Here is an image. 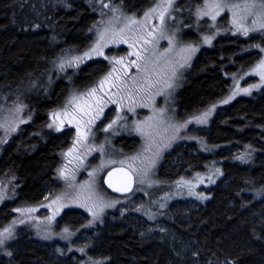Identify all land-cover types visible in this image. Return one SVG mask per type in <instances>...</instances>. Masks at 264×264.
Wrapping results in <instances>:
<instances>
[{
	"label": "rangeland",
	"instance_id": "rangeland-1",
	"mask_svg": "<svg viewBox=\"0 0 264 264\" xmlns=\"http://www.w3.org/2000/svg\"><path fill=\"white\" fill-rule=\"evenodd\" d=\"M60 1L63 4L68 2ZM168 2L169 0H149L138 11L128 12L112 0H96L94 5L97 18L89 32V43L83 49H64L48 63V69L24 81L17 90L0 95L1 158L11 139L21 132L23 122H30L31 125L34 121L36 113L30 112V95L31 100L48 99L56 83L60 80L66 82V93L53 108L44 113L39 126L41 129L37 131L41 136L62 133L66 137L57 153L52 180L44 189L40 200L30 205L14 203L17 189L21 185L17 183L16 177L0 169V196L4 197L0 201V208L6 206L8 210L6 217L0 215V231L11 226L14 236L0 248V258L9 256L7 253H11L10 248L25 237L35 246L46 250L49 256L51 254L56 257V260L69 256L74 264H102L103 260L89 256L92 244L88 239L97 228L102 227L105 220L126 217L127 221L135 223L146 221L152 230L161 232L163 226L160 222L169 218L173 205L182 204L195 208L196 205H205L211 199L210 189L222 179V164L225 159L216 157L221 145L210 143L204 132H208L213 118L222 113L225 107L239 98L251 99L264 89V82L253 72L260 61L264 60V51H261L264 48V30L249 32L247 36L237 32L232 23V12L227 9L215 21L210 16H200L199 11L206 10V0H172V7L165 13L163 22L159 12L145 16L157 4L166 6ZM236 2L237 0H227L229 5ZM105 4L108 7H104ZM129 18L137 23H130ZM252 20L253 17H249L243 21V25L252 26ZM120 29L124 31L121 32ZM105 30L106 36L101 41L103 55L93 53L91 58H84L82 62L74 61L75 57H83L85 52H89L97 43L100 33ZM149 32H152L151 37L148 36ZM206 36L212 37L211 43L204 42ZM121 37L124 42H121ZM141 37L150 39L152 43L145 45ZM227 37L252 39L246 49L254 56L252 63L246 69L240 68L227 76L231 84L230 91L224 98L207 105L198 113L182 116L178 111L177 98L190 66L200 52L212 47L215 40ZM130 44L134 46L129 47ZM189 46L195 51L185 63V57L189 53L182 50ZM132 52H139L146 59L137 60V56L129 55ZM121 58H124L123 64H115ZM131 61H137L140 67L132 66ZM92 62H103L96 78L82 87L75 86L79 70ZM113 69L118 71L114 73L112 81L119 83L120 87L105 85V92L116 103H112L109 95H104V92H97V98H102L106 104L103 113L90 125V132L84 127L89 116L77 113V119L82 124L81 131L87 132V138L76 147L74 155L79 156V160L71 156L65 157L64 153L73 147L77 137L76 126L65 120L63 128L56 131L55 126L48 127L52 123L51 114L63 110L73 96L79 97L97 87ZM173 69L176 70L175 76L172 74ZM168 84L172 87H167ZM253 85L259 87L254 88ZM244 88L250 89V92L245 94L240 91ZM229 96L233 98L228 103H223ZM80 103L91 104V115H95L94 99L85 96ZM68 108L71 110L72 105H68ZM206 112H209L206 122H197L196 118L202 117ZM113 121L116 123L113 124ZM106 128L108 131H105ZM261 131L264 134V127ZM127 137L134 139L130 148L122 147L119 142ZM224 148L223 154L230 157L233 163L254 165L256 154L252 146ZM174 150L178 151L173 153ZM183 150H186L187 155L198 152L208 159L195 164L201 167L200 170L191 171L186 168V172L174 180L160 178V167L175 165ZM168 155L167 165L165 159ZM240 156L244 159L237 158ZM132 157L139 159L133 162ZM122 161L125 163L122 164ZM129 164L146 172V175L139 177L143 182H135L134 190L128 196L109 194L102 185L104 173L114 166L128 169ZM62 167L69 170L70 178L67 180L59 176V169ZM134 180L137 177L134 176ZM251 195L253 201L259 200L264 195V188L251 192ZM89 196L90 200L87 199ZM57 197H61L59 203H52ZM61 204L65 206L60 207ZM26 208H33L35 211L23 216L14 211ZM57 208L59 212L49 222L48 217H52ZM68 211L78 214L79 223L76 226L60 223L63 214ZM14 220L17 221L16 224L12 223ZM20 220L25 223H19ZM65 228L68 233L64 232Z\"/></svg>",
	"mask_w": 264,
	"mask_h": 264
},
{
	"label": "trees",
	"instance_id": "trees-1",
	"mask_svg": "<svg viewBox=\"0 0 264 264\" xmlns=\"http://www.w3.org/2000/svg\"><path fill=\"white\" fill-rule=\"evenodd\" d=\"M67 1L0 0L1 96L48 69L57 53L68 48L81 50L89 43V32L97 18L96 0ZM112 1L124 11L134 12L149 0ZM251 40L219 38L211 48L198 54L178 93L177 107L182 116L198 113L229 93L231 83L227 76L246 69L253 61V54L246 50ZM102 64L83 66L75 86L92 82ZM65 85L61 80L56 83L48 99L31 100L30 95V112L36 113L34 121L31 125L23 122L21 132L11 139L0 158V169L16 177L21 185L16 204H36L52 180L56 151L66 137H45L37 131L44 113L66 93ZM263 127L264 89L251 99L239 98L225 107L204 132L210 143L221 145L216 157L225 159L223 177L210 189L211 199L195 208L173 205L169 218L160 222L161 232L152 230L146 221L135 223L126 217L105 220L89 236V256L103 260L102 264H264V195L257 201L251 195L264 188ZM133 141L128 137L119 140L124 148H130ZM245 145L252 146L256 154L253 166L233 163L223 154L226 146ZM179 155L175 165L160 167V178L174 180L186 168L200 170L195 164L208 159L198 152L187 155L186 150ZM7 211L6 206L1 207L0 215L6 217ZM60 223L76 226L79 216L68 211ZM10 249L11 255L0 258V264H74L69 256L56 260L25 237Z\"/></svg>",
	"mask_w": 264,
	"mask_h": 264
},
{
	"label": "snow or ice",
	"instance_id": "snow-or-ice-1",
	"mask_svg": "<svg viewBox=\"0 0 264 264\" xmlns=\"http://www.w3.org/2000/svg\"><path fill=\"white\" fill-rule=\"evenodd\" d=\"M104 7H108L107 4L104 5ZM172 7V0H169V2L167 3L166 6H163L161 4H157L156 7L152 8L149 10V12L145 13L146 17H149L151 13L154 12H159V17L161 19V21L163 22L164 20V16L165 13L168 12V10ZM161 8H163V10H161ZM205 9L206 10H200L199 11V15L200 16H210L211 19L213 21L216 20L217 16H219L221 14L222 11H224L225 9L229 10L232 12V23L234 25V27H236V31L240 32L241 34L247 36L249 34V32L252 31H261L264 30V0H237L236 3H232V4H228L227 0H206L205 3ZM113 11H115V9H113ZM249 17H253L252 20V26L247 27L243 25V21L247 20ZM130 23H137V21L132 20L131 18H129ZM258 25V27H256ZM121 32L124 31V29H120ZM106 32L102 31L100 33L99 39L97 41V43L91 48V50L89 52H85L83 57L77 56L74 58V61L76 62H82L84 58H91V55L93 53H95L96 55H103L102 52V43L101 41L104 40L105 36H106ZM235 34V33H234ZM148 36L151 37L152 36V32L148 33ZM141 39L143 40V43L145 45H149L152 43V41L148 38H144L141 37ZM211 39L212 37L210 36H206L204 37V42L205 43H211ZM121 42H124V38L121 37ZM134 45L130 44L129 47H133ZM257 47H259V45H257ZM146 51V49H144ZM182 51L189 53L188 56L185 57V63H187V60L190 59V54L192 52L195 51L194 48H191L189 46V48H185ZM261 51H264V48L261 49ZM129 55H135L137 56V60L140 59H146L145 57H142L140 55L139 52H132L129 53ZM124 62V58H121L120 60H116L115 64H123ZM130 64L132 66H135L137 68H139L140 66L137 64V61H131ZM184 65L182 64L181 67H183ZM61 67H63V64H61ZM118 71L117 69H113V71L109 72L107 76H105L98 84L97 87H93L92 89H90L87 93L85 94H81V96L77 97V96H73L69 101H68V105H72V109L69 110L68 105H65V108L61 111H56L53 112L51 114V119H52V123L48 125V127H53L55 126L56 131H60L63 126H64V122L65 120H67L70 124H75L76 126V131H77V137L74 140L73 143V147L69 148V150L67 152L64 153L65 157H73V159L79 160L80 157L79 156H75L74 153L76 152V147L77 145L81 144L83 142V140H85L87 138V132L91 131L90 125L92 123H94L95 119H98L99 116L103 113V108L106 104L105 101H103L102 98H97V92H104V95H109L107 92H105V85H108L110 87H116L119 88L120 84L113 82L112 78L114 76V73ZM253 72L257 75L260 76V79L262 82H264V60H261L260 63L256 66L255 69H253ZM126 74V72H125ZM173 76H175L176 74V70L173 69L172 71ZM116 80H119V77H116ZM149 86H151V82L149 81ZM167 87H172L171 84H168ZM252 87L254 88H258L259 85H253ZM240 91H242L245 94H248L250 92V89L248 88H244V89H240ZM233 95H235V93H233ZM90 97L92 99H94L96 101L95 104V115H91V112L93 111V107L91 104H87L85 103L84 105H82L80 103V101L84 100V97ZM233 96H229L227 100H224L223 103H228V101L230 99H232ZM109 100H111L112 103H116V101L114 99H112V97L109 95ZM211 111V109L209 110V112ZM83 113L84 115H88L89 119L84 122V127H86L87 132H82L81 131V120L77 119V113ZM209 112H206L203 114L202 117H197L196 120L197 122H201L204 123L206 122V118L209 115ZM23 122V121H22ZM58 122V123H57ZM116 121H113V124H115ZM109 128H111V125L108 126ZM14 130V129H13ZM139 130V128H138ZM105 131H108V128L105 129ZM238 159H244L243 156L237 157ZM138 157H132L131 160L133 162H135L136 160H138ZM69 163H71V161H69ZM122 164L125 163L124 161L121 162ZM155 161H152V164L154 165ZM118 171H120L122 173V177H121V186L119 187H114L112 181H111V177H112V173H109V181H107L108 186L112 187L114 191H122V192H127V191H131L132 190V184L134 182L133 177H137V180L135 182L137 183H142L143 180L139 179V177H141L142 175H146V172H144L143 169L138 168V167H134L133 164H129L128 165V171H124L123 169H119ZM91 175V173H90ZM59 176L63 179H69L70 178V174H69V170L67 169V167H62L61 169H59ZM4 199L3 196H0V201H2ZM61 197H57L55 200L52 201V203L57 204L59 203ZM87 199H91V196H89ZM65 205H60V207H64ZM83 206V205H81ZM94 207L96 205H93ZM91 211V209H89ZM14 211L19 212L22 216L25 213H30L35 211V209L33 208H26V209H14ZM59 212V208L56 209V212L53 214L52 217H48L49 222H51L55 215ZM93 215H95V213H93ZM13 224H16L17 221H13ZM19 223H25L24 220H20ZM65 233H68V229L65 228L64 229ZM14 238L13 236V229L12 227H6L3 229V231H0V248L3 247V245L5 244V241ZM81 251H83V249H81ZM7 255H11V253H7ZM97 264H99V262H97Z\"/></svg>",
	"mask_w": 264,
	"mask_h": 264
},
{
	"label": "water",
	"instance_id": "water-1",
	"mask_svg": "<svg viewBox=\"0 0 264 264\" xmlns=\"http://www.w3.org/2000/svg\"><path fill=\"white\" fill-rule=\"evenodd\" d=\"M119 169H123L124 171H128L127 168L122 167V166H114L110 169H108L103 177H102V185L104 187V189L111 195L114 196H128L133 192L134 186H135V180L133 177V184H132V190L131 191H127V192H122V191H114L112 187L108 186L107 181H109V173H112V177H111V181L114 185V187H119L121 186V177H122V173L120 171H118Z\"/></svg>",
	"mask_w": 264,
	"mask_h": 264
},
{
	"label": "flooded vegetation",
	"instance_id": "flooded-vegetation-1",
	"mask_svg": "<svg viewBox=\"0 0 264 264\" xmlns=\"http://www.w3.org/2000/svg\"><path fill=\"white\" fill-rule=\"evenodd\" d=\"M49 135H53V136H61L62 133H61V134H58V135L55 134V133H50ZM47 136H48V134H45V137H47ZM62 146H63V145H62ZM62 146H61V147H62ZM61 147H59L58 150L56 151V155H55V156H56V161H57V153H58V151L60 150ZM168 159H169V158L166 157V159H165V160H166L165 163L168 162ZM56 161H55V164H56ZM55 164H54V165H55ZM52 174H53V173H52Z\"/></svg>",
	"mask_w": 264,
	"mask_h": 264
},
{
	"label": "bare ground",
	"instance_id": "bare-ground-1",
	"mask_svg": "<svg viewBox=\"0 0 264 264\" xmlns=\"http://www.w3.org/2000/svg\"><path fill=\"white\" fill-rule=\"evenodd\" d=\"M186 148V147H185Z\"/></svg>",
	"mask_w": 264,
	"mask_h": 264
}]
</instances>
